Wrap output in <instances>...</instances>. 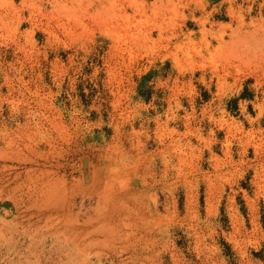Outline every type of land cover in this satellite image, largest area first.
Masks as SVG:
<instances>
[{
	"label": "rangeland",
	"instance_id": "obj_1",
	"mask_svg": "<svg viewBox=\"0 0 264 264\" xmlns=\"http://www.w3.org/2000/svg\"><path fill=\"white\" fill-rule=\"evenodd\" d=\"M4 11L0 264H264V0Z\"/></svg>",
	"mask_w": 264,
	"mask_h": 264
},
{
	"label": "bare ground",
	"instance_id": "obj_2",
	"mask_svg": "<svg viewBox=\"0 0 264 264\" xmlns=\"http://www.w3.org/2000/svg\"><path fill=\"white\" fill-rule=\"evenodd\" d=\"M23 3V2H22ZM10 5V4H9ZM12 6V5H11ZM5 9H6V7H5ZM15 12H17V11H15ZM10 16H12L11 15V13H10V11H4L2 14L0 13V28H3V27H5V25L7 24V23H9L7 20L9 19L10 20ZM17 17V16H16ZM18 18V17H17ZM20 21V20H19ZM263 171V170H262ZM263 174H264V172H263ZM262 175V174H261ZM258 179V178H257ZM260 181V180H259ZM106 184V183H105ZM111 185V184H110ZM261 187V186H260ZM108 189V188H107Z\"/></svg>",
	"mask_w": 264,
	"mask_h": 264
},
{
	"label": "trees",
	"instance_id": "obj_3",
	"mask_svg": "<svg viewBox=\"0 0 264 264\" xmlns=\"http://www.w3.org/2000/svg\"><path fill=\"white\" fill-rule=\"evenodd\" d=\"M240 98H246L245 94L243 93Z\"/></svg>",
	"mask_w": 264,
	"mask_h": 264
}]
</instances>
